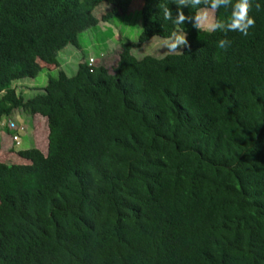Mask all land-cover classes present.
<instances>
[{
  "label": "trees",
  "instance_id": "trees-1",
  "mask_svg": "<svg viewBox=\"0 0 264 264\" xmlns=\"http://www.w3.org/2000/svg\"><path fill=\"white\" fill-rule=\"evenodd\" d=\"M132 1L0 0V121L48 132L0 163V264H264V0H142L113 74L67 75L63 51ZM178 30L181 53L133 56ZM38 61L57 76L26 100Z\"/></svg>",
  "mask_w": 264,
  "mask_h": 264
},
{
  "label": "rangeland",
  "instance_id": "rangeland-1",
  "mask_svg": "<svg viewBox=\"0 0 264 264\" xmlns=\"http://www.w3.org/2000/svg\"><path fill=\"white\" fill-rule=\"evenodd\" d=\"M144 1L142 0H133L129 7L126 6V11L120 16H114L111 22L106 24L98 25L97 28L88 30L80 35V44L81 50L69 46V54L64 56L65 64L62 67H65L66 74L72 76L73 73L77 72L78 65L89 59H81V55L85 57H93L96 60V64L99 66H104L108 71L113 74L120 55V46L121 44H136L139 40V37L142 33V17L141 10L143 7ZM200 19V26L203 30L211 31L215 24V13L213 10L204 9L201 10L198 14ZM105 29H102V28ZM88 34H91L89 36ZM117 36H116V35ZM114 35V36H113ZM186 36L181 31L178 30L174 36L170 39H163L155 37L152 40L141 45L138 49H133L132 54L137 59L141 60L146 56L155 57L158 59L164 58L168 54L181 53L185 47ZM95 45L96 47H93ZM93 55V56H92ZM69 56V57H68ZM48 74V73H46ZM50 77H56L57 73L52 72ZM47 76L40 74L38 79L33 80H24L22 83L26 84H37L38 90L42 89L47 85ZM23 88V86H22ZM19 92H24L25 89L17 88ZM28 92V91H26ZM37 92L24 94L26 100L34 97ZM19 115V117H18ZM31 120V122H28ZM16 123V127L21 126L27 134L21 137V146L20 150L25 151L31 148H34L36 145L35 137L31 133L35 130V126L38 129V134L43 128L47 132V122L41 117H25L20 112H14L12 116L4 119V124L0 122V132L4 135H10L8 130L9 121ZM24 134V133H22ZM40 137V135H39ZM43 140L44 148L43 151L47 154V133L41 136ZM2 141L4 139L2 138ZM42 147V146H41ZM46 147V148H45ZM1 149V148H0ZM18 148H4V156L0 153V163L6 164H28L25 160H21L18 155H16L15 150Z\"/></svg>",
  "mask_w": 264,
  "mask_h": 264
},
{
  "label": "crops",
  "instance_id": "crops-1",
  "mask_svg": "<svg viewBox=\"0 0 264 264\" xmlns=\"http://www.w3.org/2000/svg\"><path fill=\"white\" fill-rule=\"evenodd\" d=\"M102 24V23H101ZM103 24H106V23H103ZM100 25V24H99ZM102 29H105L104 27L102 28ZM89 36H91V34H88ZM116 35V34H115ZM114 36V35H113ZM117 36V35H116ZM93 47H96L95 45H93ZM69 48H66L64 51H63V54H64V56L65 55H68L69 54V50H68ZM64 56H63V58H64ZM93 56V55H92ZM69 57V56H68ZM85 58V56L83 55H81V58H80V60L82 59H84ZM39 65H40V67L43 69V71H42V75H46L47 76V79L49 80V77L51 76L50 75V69H53L51 66H49V65H46V64H44L43 62H39ZM79 66V65H78ZM62 67V66H61ZM46 73H48V74H46ZM33 81H35V80H33ZM23 81H20V82H18V84L17 85H14V87L17 89V88H21V89H25L24 90V92H21L22 94H23V96H24V94H29V93H32V92H41L40 94H42V93H44V91H43V89H44V87L42 88V89H40V90H38V88H37V84H33V83H31V84H26V83H22ZM48 82V81H47ZM22 86H23V88H22ZM26 91H28V92H26ZM17 92L18 93H20L18 90H17ZM18 117H19V115H18ZM25 117V120H26V116H24ZM20 118V117H19ZM3 122V121H2ZM11 122H13V121H11L10 120V122L8 123V125L11 123ZM28 122L30 123L31 122V120L29 121V119H28ZM13 123H15V122H13ZM9 130V129H8ZM10 131V135H4L3 133H1L0 132V148L3 150L4 148H11V147H15V148H17L14 144H13V141H12V134H13V132L11 131V130H9ZM33 135H34V137H35V142H36V145H35V148H38V149H40L44 154H45V152L43 151V149L42 148H44V145H43V140H41V137H39V134H38V132L36 131V126H35V130L34 131H32L31 132ZM15 134H17V133H14V135ZM25 134H27V132L25 131L24 132V134L23 135H25ZM22 135V136H23ZM47 135H48V132H47ZM2 138L4 139V141H2ZM46 140V139H45ZM47 141H48V137H47ZM42 146V147H41ZM47 148H48V144H47V146H46ZM45 147V148H46ZM20 148V147H19ZM18 148V149H19ZM0 153L2 154V157L4 156V153H3V151H1L0 150ZM17 155V154H16ZM1 158V157H0ZM22 160V159H21ZM14 164V163H13ZM22 164V163H21Z\"/></svg>",
  "mask_w": 264,
  "mask_h": 264
},
{
  "label": "clouds",
  "instance_id": "clouds-1",
  "mask_svg": "<svg viewBox=\"0 0 264 264\" xmlns=\"http://www.w3.org/2000/svg\"><path fill=\"white\" fill-rule=\"evenodd\" d=\"M103 23V22H102ZM153 39V38H152ZM151 39V40H152ZM122 45V44H121ZM68 48V47H67ZM120 48H121V46H120ZM70 49V48H69ZM68 49V50H69ZM78 50H81V49H78ZM120 51V50H119ZM173 53V52H172ZM84 59H89L88 61H84L83 60V63H86L87 65H88V67L90 68V69H93V68H97L98 67V65L96 64V60L93 58V57H85ZM91 60H92V62H91ZM39 62H41V61H38V63ZM81 64V63H80ZM40 66V65H39ZM99 66H101V65H99ZM43 70V69H42ZM41 73H42V71H41ZM40 73V74H41ZM40 74H39V76H40ZM36 79H38V77L36 78ZM36 79H34V80H36ZM41 92L39 91V92H37V94L36 95H38V94H40ZM42 94H44V93H42ZM35 95V96H36ZM19 113V112H18ZM24 116V115H23ZM0 122H2V121H0ZM3 122H4V120H3ZM1 123L2 125L4 124V123ZM10 122V121H9ZM8 128H9V130H11L12 132H13V134H12V141H13V144L17 147V148H19L20 146H21V137H22V133H24L25 132V130L21 127V126H18V127H16V123H13V122H11L9 125H8ZM14 133H17V134H15L14 135ZM14 137H18L19 138V144H17L15 141H14ZM1 151H3L2 149H0ZM19 151H21L20 149L19 150H15V153L17 154Z\"/></svg>",
  "mask_w": 264,
  "mask_h": 264
},
{
  "label": "built area",
  "instance_id": "built-area-1",
  "mask_svg": "<svg viewBox=\"0 0 264 264\" xmlns=\"http://www.w3.org/2000/svg\"><path fill=\"white\" fill-rule=\"evenodd\" d=\"M91 62H92V60H91ZM14 141H15L17 144H19V138H18V137H14Z\"/></svg>",
  "mask_w": 264,
  "mask_h": 264
}]
</instances>
